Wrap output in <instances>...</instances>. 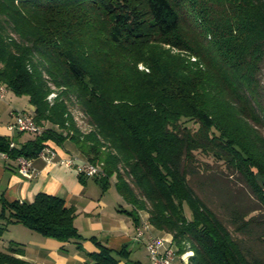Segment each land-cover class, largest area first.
I'll return each mask as SVG.
<instances>
[{"label":"trees","instance_id":"1","mask_svg":"<svg viewBox=\"0 0 264 264\" xmlns=\"http://www.w3.org/2000/svg\"><path fill=\"white\" fill-rule=\"evenodd\" d=\"M0 83L44 127L0 134L9 159L69 138L186 264H264V0H0ZM75 215L55 194L1 196L0 238L19 222L80 240ZM17 254L10 241L0 264H36Z\"/></svg>","mask_w":264,"mask_h":264},{"label":"crops","instance_id":"2","mask_svg":"<svg viewBox=\"0 0 264 264\" xmlns=\"http://www.w3.org/2000/svg\"><path fill=\"white\" fill-rule=\"evenodd\" d=\"M12 110L33 114L34 106L27 95H18L8 88L0 100V134L13 137L14 143L20 145L33 134L7 129L14 121ZM48 145L55 153L54 160L47 163L36 155L32 158L35 173L29 178L18 172L17 160L0 153V197L30 202L39 192L60 196L75 208L74 224L82 238L60 241L16 222L7 225L0 238L1 249H6L10 241L19 243L24 254L17 255L36 264H151L146 248L151 236H162V247L173 246L172 235L151 224L144 227L139 238L135 237L137 226L148 220V212L136 210L122 197L114 184L115 176L104 186L100 176L80 172L77 164L87 158L73 140H49ZM64 158H72L73 163H62ZM125 210H132L133 215ZM173 263L185 264L176 252Z\"/></svg>","mask_w":264,"mask_h":264},{"label":"built area","instance_id":"3","mask_svg":"<svg viewBox=\"0 0 264 264\" xmlns=\"http://www.w3.org/2000/svg\"><path fill=\"white\" fill-rule=\"evenodd\" d=\"M8 91V87L4 83H0V100H2ZM11 115L14 118V121L7 125V129L11 132H31L33 134H40L44 127L37 124L33 118L32 114H28L22 110H12ZM11 146L14 145L12 141ZM2 155L7 156L6 153L0 152ZM45 162L50 163L55 158V153L52 148L45 144L37 154ZM18 164V172L24 177H32L35 173V170L32 165V159L25 156H18L16 158ZM66 165L73 163L72 158H64L60 160ZM77 167L80 172L88 176H96L103 174L101 166L99 164L91 163L87 160L77 164ZM148 220L138 225L136 228V238H139L143 234L144 227L149 226ZM165 239L161 236H151L146 241V248L148 255L151 261V264H174V252L171 250L170 245L162 247V243Z\"/></svg>","mask_w":264,"mask_h":264},{"label":"rangeland","instance_id":"4","mask_svg":"<svg viewBox=\"0 0 264 264\" xmlns=\"http://www.w3.org/2000/svg\"><path fill=\"white\" fill-rule=\"evenodd\" d=\"M162 46H163V48H166L167 50H170L172 53H177V52L180 51L179 49L171 47L168 44H165V45H162ZM181 54H184V53L182 52ZM191 58L194 59V57H191ZM138 68H140L141 70H146L147 69L142 63H139ZM58 90L59 89L57 87L52 86V92L48 95V99L50 100V102H52L54 100V98L57 96ZM73 100H74V98L72 99V101H69L68 99H66V102H67V104L69 106V111H70L71 115L73 116V120L79 125L80 129L82 131H84V132H87L88 130H90L91 126L86 124L83 113L80 111L78 105L74 104ZM50 124H51L50 122H46L45 123L46 126H50ZM187 214L190 215V212H189L188 209H187ZM172 244H173V242H172ZM172 247L174 248V246H172ZM184 254L186 256H187V254H188V256H190L192 253H191V251L190 252L186 251V252L180 254V257H182ZM188 256H187V260L189 261V257ZM184 258H186V257H184Z\"/></svg>","mask_w":264,"mask_h":264},{"label":"bare ground","instance_id":"5","mask_svg":"<svg viewBox=\"0 0 264 264\" xmlns=\"http://www.w3.org/2000/svg\"><path fill=\"white\" fill-rule=\"evenodd\" d=\"M171 247V250H173V252H174V254H175V249L172 247V246H170ZM189 251V250H188ZM190 252V251H189ZM191 253H192V251H191ZM187 256H188V254H187ZM187 256L184 254L181 258H182V260H183V262L186 264L187 262H188V260H187ZM184 257H186V258H184ZM189 257V256H188Z\"/></svg>","mask_w":264,"mask_h":264}]
</instances>
